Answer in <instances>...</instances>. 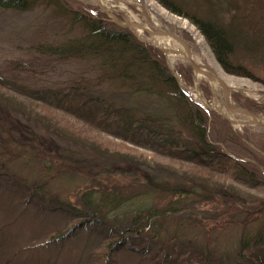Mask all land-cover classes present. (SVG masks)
<instances>
[{"label": "trees", "instance_id": "trees-1", "mask_svg": "<svg viewBox=\"0 0 264 264\" xmlns=\"http://www.w3.org/2000/svg\"><path fill=\"white\" fill-rule=\"evenodd\" d=\"M155 1L171 13L187 18L202 33L225 72L240 77L253 76V71L240 62L239 56L254 59L264 53V41L260 42V37H251L241 29V24L225 27L202 18L178 0ZM51 5L55 9L53 16L56 14L69 28H79L83 34L63 44H40L39 52L57 61L88 62L100 75L95 82L80 80L71 85L64 96L47 93L42 97L34 91L31 95L24 93L25 96L55 111L65 112L85 128L99 133V137L119 140L123 148L128 144L165 156L180 164L185 176L180 182L148 173H145L146 179L140 178L138 171L142 170V165L128 159L113 166L120 169L116 179L110 175L111 169L100 168L101 175L85 185L74 204L54 208V202L47 201V205L34 202L44 211L63 210L68 218L69 223L55 231L49 241L62 242L81 233L95 235L99 242L89 264H118L123 253L133 254L147 264H209L212 253L190 258L176 247L165 249L166 246L160 244L155 250L150 244L162 241L170 223L184 221L190 227L207 232L210 222L232 224L235 219L223 215L235 212L244 213L242 221L255 229L241 236L235 261L229 264H264V197L249 198L235 191L239 186L264 187V136L263 142L255 146L259 153L247 144V136L232 129L222 114L201 107L184 93L164 53L140 41L129 29L109 21L98 6L82 0H0V9L17 11ZM97 86L111 88L129 102L118 98L121 103L116 98L115 102H108L95 95L97 90L95 92L93 87ZM149 105L151 109L147 110ZM246 105L254 113L264 110V106L254 104L256 108L252 109L248 103ZM18 155L25 153L20 151ZM107 165L104 162L103 167ZM5 169L6 165L1 163L0 173L4 174ZM57 174L62 177L65 173L58 171ZM120 177H129L131 182L125 187L119 182ZM16 179L17 176L11 174L7 182ZM23 182L18 181L15 187L25 194L26 204L34 205L30 199L34 192L39 194L43 184L34 183L28 188ZM132 187L135 192L131 191ZM22 189L26 193L21 192ZM135 203L138 204L132 208ZM120 209L133 213L123 227H118L114 220ZM207 210L212 215L206 216ZM110 213L111 223L108 221ZM176 236L172 234L170 240H175ZM129 237L136 240L133 249L128 247Z\"/></svg>", "mask_w": 264, "mask_h": 264}, {"label": "rangeland", "instance_id": "rangeland-1", "mask_svg": "<svg viewBox=\"0 0 264 264\" xmlns=\"http://www.w3.org/2000/svg\"><path fill=\"white\" fill-rule=\"evenodd\" d=\"M100 1L122 24H132L136 33L134 30L130 31L138 39H142H139L140 41L145 43L146 40H151L154 48H167L165 45L154 43V37L169 41L171 39L170 42L173 44L177 41L172 37L153 36L141 28L149 30L145 17H148L149 23L157 30L173 32L183 38L191 54L197 59L206 60L210 55L213 56L202 33L187 18L171 13L155 0L154 2L166 14L190 23L202 39L200 44H197L190 31L177 26L178 23L174 24L172 18L164 17L160 11L149 7L141 8L124 0ZM178 2L192 13L196 12L202 18L213 20L225 27L241 24L244 32H248L251 37L253 35L260 37V42L264 41V0H178ZM53 11L55 12V9L52 5L44 8L41 6L31 11L0 9V164L6 165L5 173H0V185H4L3 189L0 188V264H89L99 238L81 233L62 242H50L49 238L53 237L54 232L69 223L68 218L63 210L44 211L34 202L41 201L45 205L54 202L52 204L54 208L60 204L63 206L68 203L74 204L76 196L84 190L85 185L92 178L101 175L100 168L111 169L109 173L116 179L119 177L120 169L113 166L128 159L142 165L140 167L142 170L138 171L140 178H145V173H148L150 176L167 177L169 181L180 182L185 176L183 172L185 169L177 162L128 144L123 148L120 145L123 143L119 140L103 135L100 138L99 133L85 128L65 112L55 111L46 104L32 101L25 96L24 93L31 95V91L42 97L47 93L64 96L71 85L80 80L95 82L100 75L88 62L57 61L39 52L40 44H63L83 34L79 28H69L66 21L56 14L53 16ZM107 18L112 22L111 18L108 16ZM252 59L239 56L240 62L245 63L253 71V76L240 77L221 68L227 76L235 79L232 86L226 84L232 91V102L247 110L249 109L246 103L252 109L256 108L252 106L254 104L264 106V64L260 63L264 62V53ZM166 61L184 93L192 101L223 115L218 108L224 105L221 85L215 91L209 79L203 76L198 78L193 67L183 57L167 54ZM103 83L106 86V82ZM93 88L95 92L97 90L95 95L108 102H115L113 100L115 98L119 103L121 101L118 99L129 102L126 97H120L111 88L104 89L100 86ZM150 109L149 105L147 110ZM254 114L264 116V110ZM235 118L240 121L246 117L236 115ZM228 121L232 129L247 136L250 142L247 144L258 151L256 144L263 142L264 130ZM20 151L25 155H18ZM104 162L108 165L103 167ZM54 170L65 174L58 177V171L55 173ZM11 174L17 176V179L8 183ZM118 180L125 187L131 182L129 177H120ZM18 181L21 183L24 181L28 188L34 183L43 184L39 194L44 197L39 198L38 192H34L30 199L34 205L26 204L25 194L22 195L15 187ZM217 184L221 187L220 183ZM238 188L235 191L243 196L264 197V187ZM131 191L135 192V189L132 187ZM21 192L26 193L24 189ZM11 195H14V198ZM207 208H210V205ZM116 212L118 218L114 220L117 221L118 227L126 226L133 215L132 211L128 214L124 209ZM206 214L212 215V212L207 210ZM223 216L233 217L235 220L232 224L223 225L216 221L210 222V226L206 227L207 232L190 227L184 224V221L179 224L170 223L164 230L162 241H155L150 246L155 250H158L160 244L166 246L165 249L176 247L190 258L212 253L213 259L209 264L234 262L241 236L252 233L255 228L242 221L244 213H225ZM110 219L111 213L108 214V221ZM174 233L177 234L176 239L171 241ZM135 241L129 237L130 249L135 248ZM118 264L147 263L133 254L123 253Z\"/></svg>", "mask_w": 264, "mask_h": 264}, {"label": "bare ground", "instance_id": "bare-ground-1", "mask_svg": "<svg viewBox=\"0 0 264 264\" xmlns=\"http://www.w3.org/2000/svg\"><path fill=\"white\" fill-rule=\"evenodd\" d=\"M124 1L135 3L136 5H138L141 8L142 7H149V8L155 9L157 11H160V13H162V15L164 17L172 18V22L174 24L178 23V25L176 24L177 26H179V27L181 26V28L190 31L191 34L195 37L197 44H200L202 39L199 38L200 35H199L198 31L196 29H194L193 26L190 23H188L185 20H182V19H179V18L177 19V18H175V17H173V16H171L169 14H166V12L163 9H161L159 7V5H157L154 2V0H124ZM145 19H146V22H147V26L146 27L149 28V30H152V31L157 30L154 25L149 23L148 17H145ZM170 41H171V39H170ZM170 41L168 39H164V38H161V37H154V43H156L157 45H161V46L165 45L169 49H178V50H181V51H185V48L182 45V43H180L176 39H175V41H177L176 44H173ZM179 56L183 57L182 55H179ZM192 59L194 60V62H196L197 64H199L201 66V71L202 72L206 71V72H210V73L213 74L212 78H210V77H206V78L209 79V81H210V83H211V85H212V87H213V89L215 91L218 89V87L220 86V83H222V82H224V83H226V84H228L230 86L233 85V82L235 81V79L233 80L231 77L227 76L226 73H224V71L221 69V67L216 62V60L213 58L212 55H210L208 57V59H206V60H199V59H197L196 57H194L192 55ZM197 76H198V78L202 77V76L205 77V75L203 73H197ZM218 108L222 112H224L234 123L235 122L239 123V122L253 121L254 120L253 118L246 117V118L238 121L235 118L236 115L230 113L226 109L225 105L218 106ZM257 119L259 121H261V122H264V116H257Z\"/></svg>", "mask_w": 264, "mask_h": 264}, {"label": "water", "instance_id": "water-1", "mask_svg": "<svg viewBox=\"0 0 264 264\" xmlns=\"http://www.w3.org/2000/svg\"><path fill=\"white\" fill-rule=\"evenodd\" d=\"M92 1H94L106 13L107 16L111 17V19L116 24H118V25H120L122 27L128 28V29L134 30L132 28V24H128V25L122 24V22L119 21L116 18V16H114V14H112L111 12H109L107 10V8L101 3L100 0H92ZM141 28H143L144 30H146L148 33H150L153 36L172 37L173 39H176L177 41L182 43V45L185 48V51H181V50H178V49L162 48V47L161 48L157 47V48L161 52H163L165 54H172V55H176V56L182 55L186 59V61H188V63L193 67V69H194V71L196 73H203L205 75V77H210V78L213 77V74L210 73V72H206V71L202 72L201 71V66L199 64H197L196 62H194V60L191 57L192 56L191 50H190L188 44L186 43V41L183 38H181L180 36L176 35L173 32H169V31H164V30L150 31V30H148V29H146L144 27H141ZM134 33H136L135 30H134ZM140 40H142V39H140ZM145 42L148 45L154 46V44H153V42L151 40H146ZM220 85H221V87L223 89L224 104H225L226 109L232 114L244 115L245 117H250V118L254 119L253 121L240 122V124H243V125H255V126H257V127H259V128L264 130V122L259 121L257 119V116L254 113H252L251 111H249L247 109L241 108V107L235 105L232 102L230 87L227 86L226 83H224V82L220 83Z\"/></svg>", "mask_w": 264, "mask_h": 264}]
</instances>
